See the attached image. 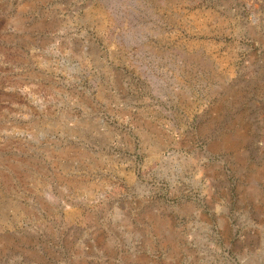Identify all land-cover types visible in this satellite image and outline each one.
Instances as JSON below:
<instances>
[{"label":"rangeland","instance_id":"rangeland-1","mask_svg":"<svg viewBox=\"0 0 264 264\" xmlns=\"http://www.w3.org/2000/svg\"><path fill=\"white\" fill-rule=\"evenodd\" d=\"M0 264H264V0H0Z\"/></svg>","mask_w":264,"mask_h":264}]
</instances>
